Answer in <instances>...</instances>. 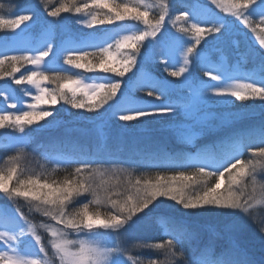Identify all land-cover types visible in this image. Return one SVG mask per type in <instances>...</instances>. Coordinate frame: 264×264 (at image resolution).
Returning a JSON list of instances; mask_svg holds the SVG:
<instances>
[{"label": "snow or ice", "instance_id": "6c2138e0", "mask_svg": "<svg viewBox=\"0 0 264 264\" xmlns=\"http://www.w3.org/2000/svg\"><path fill=\"white\" fill-rule=\"evenodd\" d=\"M48 2L23 0L8 17L0 15V80L35 90L26 91L27 99L0 90L6 106L0 109V130L25 134L34 125L43 128L41 121L52 124L55 106L63 102L78 111L108 112L118 133L111 143L73 144L69 159L58 158L62 142L41 145L45 159L71 168L62 180L30 175L21 155L9 156L0 167V264H264V215L254 209L264 204V184L257 181L258 176L264 180V0H210L220 11L202 0H189L179 10L163 3L155 15L145 0H66L50 10L44 7ZM62 14L76 15V24L88 30L126 21L143 27L116 41L114 53L111 44L96 46L88 34L74 35ZM178 21L179 35L169 26ZM234 21L259 38L246 53L251 68L244 73L217 59L227 51L221 42L226 43ZM40 34L47 36L44 43L32 47ZM49 57L66 65V72L99 71L108 78L88 84L62 76L46 67ZM152 66L156 75L148 70ZM241 77L247 82L228 85ZM132 89L144 96L134 99ZM236 101L253 108L259 101V122L235 126L237 116L228 110ZM165 121L171 139L192 144L194 155L169 148L166 137L138 131L140 125ZM198 136L210 142L199 145ZM23 143V135L16 137L8 150ZM145 157L175 171L154 179L129 177L126 185L111 179L123 171L121 165L136 167ZM103 165L111 167L101 170ZM18 201L44 222L35 223L13 203ZM168 202L226 215L209 227L157 211ZM139 230L158 234L159 242L133 246L154 250L147 260L129 255L132 249L123 242ZM101 235L108 240L96 239Z\"/></svg>", "mask_w": 264, "mask_h": 264}, {"label": "rangeland", "instance_id": "374dc122", "mask_svg": "<svg viewBox=\"0 0 264 264\" xmlns=\"http://www.w3.org/2000/svg\"><path fill=\"white\" fill-rule=\"evenodd\" d=\"M119 1V0H117ZM135 2V0H130ZM146 3L152 4L153 8L156 9L157 12H160L162 8L160 7L163 3H169L173 6L174 9L179 10L187 7L189 5V0H145ZM202 2L207 3L210 5V0H202ZM211 8H216L214 5H210ZM216 11H220L218 8H216ZM178 14V13H177ZM222 15L227 16L229 21H233V18L225 13H221ZM253 19H256L255 17ZM71 26L74 29V35L81 36L88 34L90 37V43L96 45V46H104L107 47L109 43H111L114 40L122 39L124 35L129 34V28L126 26H118L116 24L112 25H103L98 26L94 29L88 30L85 28H81L80 25L76 24V22L71 21ZM182 22H177L176 27H171V22H169L170 30L172 32H175L176 34L179 33V27L181 26ZM231 34L229 38L227 39L226 43L221 42V47L226 48L227 51L225 54L230 56V58H227L226 60L222 61L220 58V55L217 54V59L221 62L228 64L232 66L233 68L237 69L239 73H244L250 70L251 65L247 62L245 59L246 53L249 50L250 46L253 43L258 44V36L254 33L250 32V29H247L242 22L240 21H234L231 23ZM35 32L39 33V29H34ZM109 31V32H107ZM100 32V35H97V33ZM247 33V35L245 34ZM47 38L46 34H40L37 35L35 40L32 42V47H40L44 43V40ZM90 51H96V48H90ZM48 64L46 67L48 69L51 68H57L59 67L62 62L59 60H54L53 58H47ZM85 83L88 84H95L104 82L101 78L96 77H85L80 78ZM247 82L242 77L229 80L227 81L228 85H234L236 83H243ZM2 90L7 91L14 99L16 98L14 93L9 88H3ZM32 94H35V90L31 89L29 90ZM20 97H24L27 99V95L24 94ZM3 106L0 104V109H2ZM227 114V113H226ZM257 117L255 116L253 119H245L242 120V122H235V126L237 127H243L246 125H250L253 123H258L261 114L258 113ZM260 116V117H259ZM53 126V125H52ZM51 126V127H52ZM56 129V128H55ZM62 131V132H61ZM118 131L113 129L109 123L101 121L98 125L89 128V127H65L58 133H30L26 130L25 134H20L19 132L14 133L12 136L8 138H0V152L2 146H7V148L10 147V145L13 143L14 139L16 137H20L23 135L24 137V143L21 144L18 148H16L14 151H11L9 156L13 155H21L23 157L22 160V167L27 170V168L32 169V175L34 176H42L41 169L46 168L45 165L52 164L54 166H60L55 162L54 159H45L44 156L41 154L43 152V148H41V145H48L53 139L62 142L63 151L59 154L58 158L61 159H69L72 157L73 154V144L75 143H88V142H95L96 144H103V143H111L113 140L117 137ZM143 136H153L156 138L160 137H166L169 140V136L164 135H143ZM207 136H198L196 138V141H202L207 140ZM190 148V147H189ZM189 153H190V149ZM8 163V158L4 155H0V167H5ZM44 165L40 167L42 164ZM111 166L109 165H103L101 166V170L104 168H109ZM123 171L118 176H112L111 179H120V181L126 185V182L129 177L128 176L131 172L132 167H128L126 165L120 166ZM29 169V170H30ZM35 173V174H34ZM109 177H105V179H108ZM258 183L264 184V180H262L259 176L257 177ZM19 207L22 208V210L26 213H28V207L23 201L13 202ZM108 211V208H103ZM255 214L257 216L264 215V204H254ZM157 211L165 212L172 214L176 217H186L191 220H199L201 223H204L208 225L209 227H212L217 223V218L226 215V213L223 212H205L203 210L200 211H188L182 209L179 205H175L172 202H168L166 205L160 206ZM30 218L33 219L35 223H41L44 222V218L40 217L38 213L35 214H29ZM251 228V226H250ZM253 228L255 229V224H253ZM42 236H46V233L41 231ZM157 235L156 233H153L151 231L146 230H139L134 233L128 234L125 238H123V242L127 245L128 248L132 249V251L129 253V255L137 256L139 255V258L141 260H147L150 258V251L149 249H141V248H135L133 247L136 244L144 243L145 241L148 243H152L151 240L153 236ZM70 239H77V237L74 234H71L69 236ZM81 239H86L87 237L81 236ZM96 239L100 241H107L108 237L105 235H101L97 237ZM131 264V262H130Z\"/></svg>", "mask_w": 264, "mask_h": 264}, {"label": "trees", "instance_id": "16d2710c", "mask_svg": "<svg viewBox=\"0 0 264 264\" xmlns=\"http://www.w3.org/2000/svg\"><path fill=\"white\" fill-rule=\"evenodd\" d=\"M29 2H34V0H29ZM39 2L41 4H43L44 0H39ZM64 2H66V0H49V2L44 5V7L48 8L50 10L51 8L57 7L61 3H64ZM77 2L81 3V2H83V0H77ZM117 2L118 3H129V2H133V1L119 0ZM17 3L22 4L23 0H0V4L4 5L3 8H0V15H4V16L8 17L10 15L11 11L16 10V4ZM152 13H153V15H155L158 12L156 11L155 8H153ZM62 15L68 17V20L66 21V23L70 26L72 33L74 34V29L72 28L70 23H71V21L75 22L76 19H78L79 17H77L76 15L70 16L69 14H62ZM49 19H51V18L49 17ZM116 25L128 27L129 28V34H127V35L135 34L139 30H141V28L143 27L142 24H137V23L132 22V21H126L123 24H120L119 22H117ZM230 27H232V26H230ZM107 32H109V31H107ZM97 35H100V32H98ZM206 39L208 41H212L211 37H206ZM118 40H120V39H118ZM118 40H114L111 43H109V44L113 45V47L110 50L113 51L114 53L117 51V49L115 47V42ZM202 44H203V42H202ZM220 58L222 61H224L227 58H230V56H228L227 54H224L223 57H220ZM90 59H94V58L90 57ZM66 67H67L66 65L61 64L59 67L51 68L50 70H54L55 72H58L62 76H71L74 79H80V78H85V77H96V78H101L102 80L105 81L108 78L106 76V74L99 72V71L87 72L84 70L72 69V70L66 72L63 70ZM148 70L151 71L153 75L157 74V69L155 66L150 67ZM158 70L163 71L162 67H160ZM22 71H23V69H22ZM133 71L135 72L136 69H133ZM131 75H132V73H128L124 77V80H128V77ZM137 76H140V73H137ZM205 79H207V78H205ZM51 87H54V85H51ZM3 88H9L14 93L16 98H19L20 96L26 94V91L31 90V88H29L27 90H21L19 86H16V85L9 86L6 83V81L0 80V90H2ZM131 96L134 99H140L144 96V93L141 91L132 89ZM0 104L3 107H6L5 105L2 104V102H0ZM249 104H251V102H249ZM256 105L257 106L254 108L253 107H245V106L241 105V102L236 101V106L232 107L228 111H230L233 114H236L237 118H236L235 122H242V120L253 119L255 116L256 117L258 116L256 114L260 113V109L258 106L259 101L256 102ZM55 107H56L55 121H53L52 124H48L46 121H41V123L44 125L43 128H41L37 125H34V126H32L31 129H28L27 131H29L30 133H33V134H36V133H58V132H60V130H62L65 127H79V128L89 127V128H92V127L98 125L99 123H101V121L109 123V125L113 129L118 131L116 126L108 120V118H107L108 112L101 114V113H96V112L89 113V112H85L82 110L78 111L76 109L70 108V106H68V105H63V102H61V104L56 105ZM102 111L103 110H101V112ZM46 119L51 120L52 118H46ZM138 131L140 132L141 135L169 136V140H168L169 148L174 147L177 151L183 152V154L185 156H192L196 152V147H194L192 144H177L176 141L171 139L170 133L168 131L167 121H165L159 125H140V126H138ZM14 133H16V132H11L9 130H0V138H8V137L12 136ZM209 142H210V137H208L207 140H204V141H202L201 139H200V141L199 140L196 141V143L199 145H204V144H207ZM8 149L9 148H7V146H2L0 155L5 154V157L9 158L7 155H9L11 153V151H9ZM188 149H190V153H189ZM43 165H44V163L40 167H42ZM45 167L46 168H44V169L40 168L41 173H42V176H40V177H41V179L47 178L50 181L52 179L62 180L68 174V171H71V168H68L66 170L65 167H63V166H54L52 164H47V165H45ZM29 169L30 168H27V172H28V174L32 175V172H31L32 169H30V170ZM174 171H175L174 169H170V168H167L164 166H155V164H153L151 162L150 157H145V160L142 161L138 166L131 168V172L128 176H132L131 178H133V179H136V178L154 179L158 175H171V174H173ZM101 211L106 212L107 210L101 208ZM251 230H254V228L253 229L250 228V231ZM155 236H153V238L151 240L152 243L159 242L158 239H155Z\"/></svg>", "mask_w": 264, "mask_h": 264}]
</instances>
